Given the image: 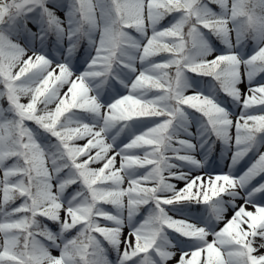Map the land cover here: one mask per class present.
<instances>
[{
    "label": "snow or ice",
    "instance_id": "6c2138e0",
    "mask_svg": "<svg viewBox=\"0 0 264 264\" xmlns=\"http://www.w3.org/2000/svg\"><path fill=\"white\" fill-rule=\"evenodd\" d=\"M0 264H264V0H0Z\"/></svg>",
    "mask_w": 264,
    "mask_h": 264
},
{
    "label": "rangeland",
    "instance_id": "374dc122",
    "mask_svg": "<svg viewBox=\"0 0 264 264\" xmlns=\"http://www.w3.org/2000/svg\"><path fill=\"white\" fill-rule=\"evenodd\" d=\"M225 164H226V162L221 160L220 157H219V154L217 153L215 158L209 164V167L212 170H215L217 172H219V171H227V168H226ZM178 187H183V184L180 183L178 185ZM228 215L231 216V213H229Z\"/></svg>",
    "mask_w": 264,
    "mask_h": 264
},
{
    "label": "bare ground",
    "instance_id": "6f19581e",
    "mask_svg": "<svg viewBox=\"0 0 264 264\" xmlns=\"http://www.w3.org/2000/svg\"><path fill=\"white\" fill-rule=\"evenodd\" d=\"M209 169H210V171L212 170L210 167H209ZM179 184H180V183H178V185H179ZM178 185H177V186H178ZM229 213H231V212H229Z\"/></svg>",
    "mask_w": 264,
    "mask_h": 264
}]
</instances>
